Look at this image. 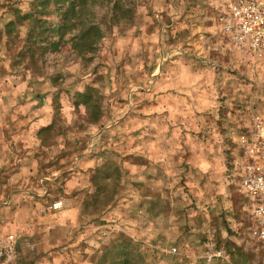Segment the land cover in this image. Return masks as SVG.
Listing matches in <instances>:
<instances>
[{
	"label": "rangeland",
	"instance_id": "rangeland-1",
	"mask_svg": "<svg viewBox=\"0 0 264 264\" xmlns=\"http://www.w3.org/2000/svg\"><path fill=\"white\" fill-rule=\"evenodd\" d=\"M69 1L85 2L80 15L0 0V142L33 171L10 188L40 204L39 219L67 216L63 264H106L119 238L136 264H260L237 140L264 113V67L225 36L228 0ZM115 1L127 20L111 15ZM90 22L103 38L79 55L72 42ZM80 91L99 108L74 105ZM16 240L11 264L33 263L34 246Z\"/></svg>",
	"mask_w": 264,
	"mask_h": 264
},
{
	"label": "built area",
	"instance_id": "built-area-1",
	"mask_svg": "<svg viewBox=\"0 0 264 264\" xmlns=\"http://www.w3.org/2000/svg\"><path fill=\"white\" fill-rule=\"evenodd\" d=\"M222 26L238 50L264 67V0H228ZM237 141L243 156L239 188L245 196L248 234L262 254L260 264H264V113L252 115ZM16 239L14 233L0 237V259L5 264L16 261ZM213 257L210 249L204 255L207 261Z\"/></svg>",
	"mask_w": 264,
	"mask_h": 264
},
{
	"label": "crops",
	"instance_id": "crops-1",
	"mask_svg": "<svg viewBox=\"0 0 264 264\" xmlns=\"http://www.w3.org/2000/svg\"><path fill=\"white\" fill-rule=\"evenodd\" d=\"M42 113L43 112H41V114ZM43 115H47V113H43ZM32 128L33 125L30 127V129ZM26 129L27 128L23 129L24 132ZM13 141L18 143V145H22V140L13 138ZM4 147L5 145L1 141L0 233H2V231H8L7 233L15 234L16 232L22 240L23 237H26V241L28 240L34 246V251H36V255L34 256L35 261L33 263L25 262L21 264H63L62 250L58 249L57 247H60V244L62 247H64V243L60 242V237H57V234L63 231V228L61 227H64L66 222H68L66 220L67 216L63 217L64 213H62V211L55 213L56 216L54 215L53 217H57V219L60 220L54 222L49 220V218L43 220L35 217V212L38 208H40V204L27 198L29 197L28 192H25L23 186H15L14 191H12L10 188L11 181L16 182L17 178L20 180L28 178L29 174L33 173V171H31V167L27 169L28 164L32 163L31 158H28V154H22L15 162L13 160L10 161L8 159V155L5 154V150H2ZM18 163L21 165L18 166ZM11 165H13V167ZM7 191L9 194L6 197L5 192ZM25 193H27V197L25 196ZM64 202L65 201L62 202L63 205ZM75 220L76 218L72 219V221ZM1 260L2 259H0V261Z\"/></svg>",
	"mask_w": 264,
	"mask_h": 264
},
{
	"label": "trees",
	"instance_id": "trees-1",
	"mask_svg": "<svg viewBox=\"0 0 264 264\" xmlns=\"http://www.w3.org/2000/svg\"><path fill=\"white\" fill-rule=\"evenodd\" d=\"M46 2H52L54 4H64L65 3H69L66 8L67 12H74V16L76 17L77 15L81 14V11L83 10V7L85 5V2L83 1L81 2H76V1H69V0H46ZM80 3V4H79ZM124 7H120L119 8V1H115L112 3L111 5V15L112 16H116L117 11L121 10L122 14L121 17L122 19L127 20V13L130 11V8L126 5L123 4ZM78 12H80V14H78ZM66 23L63 22V24H60V29L64 30ZM67 26V25H66ZM79 26V24H78ZM103 36V32L102 29L100 27V25H98L97 22H90L87 24H81L80 27L78 28V34L75 37V39L72 42V49L79 55H84L86 53H92L97 45L100 43V41L102 40ZM56 46H58V44H53V49H56ZM77 94L76 97L77 98H82L83 100H79L77 102L74 103V105H78V104H82L84 105V107L87 108H99L98 106V102L90 104L89 100L90 98L86 96L84 91H80L75 93ZM99 110V109H98ZM94 120L97 121L98 120V114L95 115ZM96 187L99 189L101 188V186L99 184H96ZM119 244L116 246H113L112 248H114L115 251V256L113 258H111L109 260V262H106V264H136L137 260H142V257L140 256V254L136 253L133 254L131 251V241L127 238H119ZM105 252L108 251V248L104 249ZM107 255L106 253H104L103 258H105Z\"/></svg>",
	"mask_w": 264,
	"mask_h": 264
}]
</instances>
